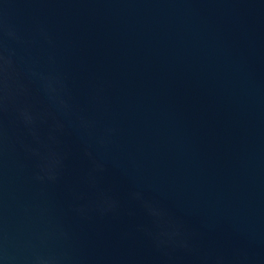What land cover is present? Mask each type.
<instances>
[{
	"label": "water",
	"instance_id": "water-1",
	"mask_svg": "<svg viewBox=\"0 0 264 264\" xmlns=\"http://www.w3.org/2000/svg\"><path fill=\"white\" fill-rule=\"evenodd\" d=\"M0 264H264V0H0Z\"/></svg>",
	"mask_w": 264,
	"mask_h": 264
}]
</instances>
